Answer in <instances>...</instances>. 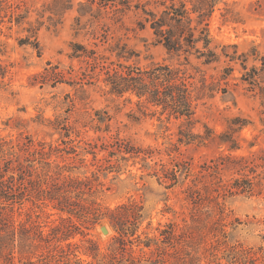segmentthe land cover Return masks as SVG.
I'll use <instances>...</instances> for the list:
<instances>
[{"label": "rangeland", "instance_id": "374dc122", "mask_svg": "<svg viewBox=\"0 0 264 264\" xmlns=\"http://www.w3.org/2000/svg\"><path fill=\"white\" fill-rule=\"evenodd\" d=\"M5 1L26 15L0 17V170L20 197L7 222L22 243L15 263L47 250L50 264H264V112L231 58L247 53L249 68L262 66L264 0L215 5L218 59L191 58L214 89L194 86L191 119L111 92L99 61L73 55L81 44L116 60L108 47L121 37L136 53L126 64L177 63L134 11L105 39L109 7L97 19L90 0ZM247 179L249 191L236 184Z\"/></svg>", "mask_w": 264, "mask_h": 264}, {"label": "trees", "instance_id": "16d2710c", "mask_svg": "<svg viewBox=\"0 0 264 264\" xmlns=\"http://www.w3.org/2000/svg\"><path fill=\"white\" fill-rule=\"evenodd\" d=\"M70 2V0H68ZM219 0H90V4H98V12L94 17L101 19L103 8L107 10V18L102 24V35L105 39L125 25L124 18L129 11H134L137 24L140 29H146L149 25L153 33L154 43L162 45L167 53L177 59V63H155L148 68H141L135 64H126L122 61H130L136 53L123 43L121 37L110 44L108 50L117 57L110 60L105 55L97 56L96 51L88 52L85 46L74 44V54L82 55L79 51H86L102 68L106 69V80L110 83L111 92L123 95L126 92H134L139 97L145 96L147 101L161 106L162 112L168 111L169 116L176 118L186 117L191 119L194 115V86L199 91L214 89L208 85L205 70L201 65H194L192 56L201 60L202 65H209L217 61L218 55L211 48L212 40L209 35V19L215 5ZM5 0H0V17H9V21L22 24L26 15L19 12L20 5L6 6ZM59 0L53 4L55 9H67L72 6H59ZM153 5V7H151ZM84 9L91 5H83ZM91 9V8H90ZM88 13V10H85ZM195 15V16H194ZM3 20H0V22ZM115 37V36H113ZM79 47V48H78ZM255 53V52H253ZM257 54V53H256ZM258 57V54H257ZM232 60L241 59V64L246 70L242 80L248 83V91H253L261 97L262 112H264V56L261 57L262 66L248 67L250 56L242 53L239 56L231 55ZM229 70V72H228ZM224 70L221 79H227L233 68ZM6 67L0 62V74L4 75ZM195 73L200 75L201 84L194 82ZM62 168V167H60ZM6 170V169H5ZM0 170V264H16L15 252L22 249V243L18 242L15 226L11 231L7 230V222H13L15 206L18 203V195L14 187H8L6 171ZM16 169L12 168L11 177H15ZM62 172H59L61 174ZM239 188L251 190L250 179L237 181ZM6 188L10 189L8 195ZM40 240L48 242V235L42 230L39 232ZM44 244H41L44 246ZM47 249V248H46ZM34 264H50L49 254L46 250L39 254Z\"/></svg>", "mask_w": 264, "mask_h": 264}, {"label": "water", "instance_id": "95a60500", "mask_svg": "<svg viewBox=\"0 0 264 264\" xmlns=\"http://www.w3.org/2000/svg\"><path fill=\"white\" fill-rule=\"evenodd\" d=\"M101 227L104 233H108V228L105 225H102Z\"/></svg>", "mask_w": 264, "mask_h": 264}]
</instances>
